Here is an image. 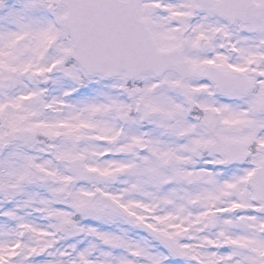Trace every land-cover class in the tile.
Segmentation results:
<instances>
[{
    "label": "snow or ice",
    "instance_id": "obj_1",
    "mask_svg": "<svg viewBox=\"0 0 264 264\" xmlns=\"http://www.w3.org/2000/svg\"><path fill=\"white\" fill-rule=\"evenodd\" d=\"M0 264H264V0H0Z\"/></svg>",
    "mask_w": 264,
    "mask_h": 264
}]
</instances>
